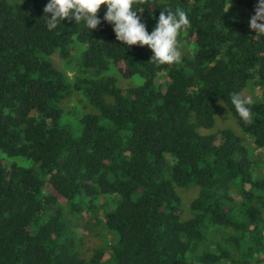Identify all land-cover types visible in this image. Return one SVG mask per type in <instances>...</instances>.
<instances>
[{
    "label": "trees",
    "instance_id": "trees-1",
    "mask_svg": "<svg viewBox=\"0 0 264 264\" xmlns=\"http://www.w3.org/2000/svg\"><path fill=\"white\" fill-rule=\"evenodd\" d=\"M48 2L0 0V264H264L258 0L135 4L149 33L165 7L188 14L181 62L161 66L106 5L96 29L49 30ZM218 106L236 126L215 130Z\"/></svg>",
    "mask_w": 264,
    "mask_h": 264
},
{
    "label": "clouds",
    "instance_id": "clouds-1",
    "mask_svg": "<svg viewBox=\"0 0 264 264\" xmlns=\"http://www.w3.org/2000/svg\"><path fill=\"white\" fill-rule=\"evenodd\" d=\"M142 3H146V0H49L43 11L49 30L56 29L60 21L72 18L76 24L83 22L88 29L93 30L101 24L98 12L106 5L104 20L114 25L113 30L118 41L128 46H148L153 52L149 62L157 66L181 62L179 37L181 32H186L191 27L188 14L180 7L175 10L165 7L154 30L149 33L146 25L141 22L137 10L134 9L135 4ZM249 26L257 33L256 37L264 36V0H258ZM230 101L244 123L251 124L253 122L251 106L254 103L252 97L234 92L230 96ZM219 103L224 105V101ZM227 116L229 119V112Z\"/></svg>",
    "mask_w": 264,
    "mask_h": 264
},
{
    "label": "rangeland",
    "instance_id": "rangeland-1",
    "mask_svg": "<svg viewBox=\"0 0 264 264\" xmlns=\"http://www.w3.org/2000/svg\"><path fill=\"white\" fill-rule=\"evenodd\" d=\"M52 59H53L54 62H57L58 65L60 64V59L58 57L54 56ZM58 68L61 69V70H67L68 66L65 65V64H63V65L58 66ZM137 81H138V79L122 80V83L126 87H132V86L139 85L137 83ZM223 110L227 114L226 110L225 109H222V106L219 107L218 112H217V117H216V128H215V130L224 129V128H227L229 126L230 127H233V124L236 126V123H235L234 119H232L231 117H230V119H227L228 117L223 112ZM197 193H198L197 189H191L186 194H185L184 191L182 192L181 195L183 197V208L188 205L189 201L192 198H195L197 196ZM189 214L191 215V213H189ZM186 216H188V215H186ZM224 263L227 264L226 262H224Z\"/></svg>",
    "mask_w": 264,
    "mask_h": 264
}]
</instances>
